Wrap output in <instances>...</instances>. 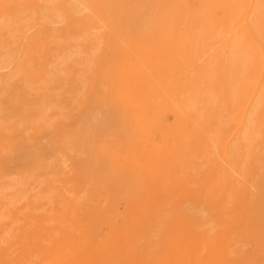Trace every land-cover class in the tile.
<instances>
[{"label":"rangeland","instance_id":"obj_1","mask_svg":"<svg viewBox=\"0 0 264 264\" xmlns=\"http://www.w3.org/2000/svg\"><path fill=\"white\" fill-rule=\"evenodd\" d=\"M196 1L176 0L173 4L176 8L181 6V12L186 5L189 12L185 10L183 14L188 13L186 18L194 21L196 17L201 19L198 15L200 5ZM82 2L87 10L78 14L72 6L74 0H0V187L11 181L13 185L20 182L14 190H0V264H70L63 253L50 257L52 247L48 242L53 239L58 242L61 237L48 239L45 234L48 225L44 219L52 215L56 207L66 211L69 217L79 213L81 224L87 228L82 239L88 245L107 241L100 231L110 219L112 204L108 200L115 198L116 201V192L110 190L109 194L103 181H93L84 174L95 168L97 143L115 145L125 135L126 127L106 97L111 66L119 61L115 45L125 46L130 39L152 34L157 26H164L175 10L164 0L162 3L161 0ZM160 3L163 10L158 6ZM242 3L238 5L242 7ZM261 12L254 26H250L252 34L260 38V45L264 44V14ZM207 17L206 22H202L201 32L190 31L194 38L191 40L192 60H196V65L187 67L188 64L177 58L176 68L184 69L181 76H187L189 86L199 92L198 96L195 92L198 105L194 107L197 124H209L212 120L219 125L223 122L217 138L222 141L232 123L234 125L233 118H229L232 117L230 110L222 107L225 104L214 86L218 83V74L213 59L218 52L215 50L221 48L217 44L223 41L219 34H223L225 25L216 18ZM209 22L212 25H207ZM213 33L217 38L208 41V36L215 35ZM215 40L219 42L214 45ZM181 76L177 78L179 82L186 79H180ZM242 85L241 91L246 88V80ZM175 86L168 80V86L160 89L164 91L161 100L172 103L177 98L190 97L186 92L177 94ZM199 110L202 111L200 116ZM262 119L264 100L256 113L255 134L232 154V158L229 154L228 160L232 162L228 161L230 165L225 167L235 170L238 187L248 189L242 203L264 207ZM216 143L215 148H219L221 142ZM214 151L212 159L215 157L216 161L218 153ZM195 163L198 166L200 160L196 159ZM257 211L250 221L259 222ZM260 220H264V216ZM113 221L118 226L124 222L118 216ZM151 225L150 234L132 239L126 254L116 264H123L127 258L140 262L144 246L149 248L154 240L159 243V236L152 233L159 225L156 222ZM260 225H264V221ZM240 236L230 239L231 256L239 260L237 264H264V238Z\"/></svg>","mask_w":264,"mask_h":264},{"label":"bare ground","instance_id":"obj_2","mask_svg":"<svg viewBox=\"0 0 264 264\" xmlns=\"http://www.w3.org/2000/svg\"><path fill=\"white\" fill-rule=\"evenodd\" d=\"M74 1L72 6L76 13L87 10L82 0ZM197 1L201 19L186 18L188 13L183 14L187 8L185 2L181 12V6L176 8L173 4L176 0H164L175 10L167 17L166 28L157 26L152 34L130 39L125 46L116 43L119 61L111 66L106 97L126 127L125 135L115 145L97 143L95 168L84 174L93 181H103L108 192H116V201L115 198L108 200L112 204L110 219L100 231L101 237L108 242L88 245L82 239L87 228L81 224L79 213L69 217L66 211L56 207L53 214L44 219L48 225L45 229L48 239L61 237L58 242L54 239L48 242L52 247L51 258L63 253L70 264H116L126 254L132 239L150 234L149 225L154 222L159 227L152 233L159 236V243L154 240L149 248L144 246L140 262L127 258L123 264H237L239 260L230 252L231 238L243 234L264 238V225H260L264 221L260 220L264 207L243 204L248 189L236 185L235 170L226 169L229 154L232 158V154L255 134L256 113L264 100V44H259L260 38L253 35L250 28L264 10V0H242L243 3L237 0L242 7L236 0V4L234 0ZM161 3L158 6L163 10ZM205 16L225 25V31L219 34L223 41L217 44L221 48L214 47L215 52L218 51L213 59L218 74V83L214 86L225 104L222 107L230 110L232 117L229 118H233L234 125L232 123L222 141L217 138L223 122L219 125L212 120L214 122L209 124H197L194 111L198 105L197 91L189 86L187 76H181L184 69L176 68L177 58L188 64L187 67L196 65V60H192L191 40L194 38L190 31L201 32ZM216 36L210 35L207 40L213 41ZM215 42L219 40H215L214 45ZM204 74L208 76V71ZM179 76L186 79L179 82ZM168 80L176 85L177 94L186 92L190 97L186 95L188 99L177 98L172 103L161 100L164 91L160 89L168 86ZM243 80H246V88L241 91ZM198 113L200 116L202 111ZM216 141L217 145L221 142L219 148H215ZM214 150L218 153L216 161L215 157L212 159ZM196 159L200 160L198 166ZM12 183L0 190L11 191L20 185V182ZM255 210H258L260 223L250 221ZM117 216L123 218L121 226L113 221Z\"/></svg>","mask_w":264,"mask_h":264}]
</instances>
